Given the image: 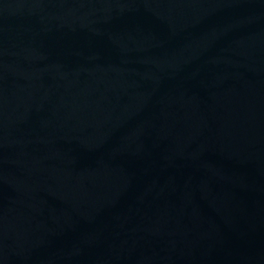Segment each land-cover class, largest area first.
Listing matches in <instances>:
<instances>
[{
    "label": "water",
    "instance_id": "water-1",
    "mask_svg": "<svg viewBox=\"0 0 264 264\" xmlns=\"http://www.w3.org/2000/svg\"><path fill=\"white\" fill-rule=\"evenodd\" d=\"M0 264H264V0H0Z\"/></svg>",
    "mask_w": 264,
    "mask_h": 264
}]
</instances>
